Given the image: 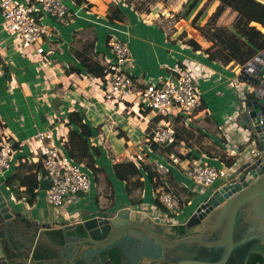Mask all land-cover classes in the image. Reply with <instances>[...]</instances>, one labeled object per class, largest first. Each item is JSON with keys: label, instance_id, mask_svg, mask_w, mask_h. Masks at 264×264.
<instances>
[{"label": "crops", "instance_id": "1", "mask_svg": "<svg viewBox=\"0 0 264 264\" xmlns=\"http://www.w3.org/2000/svg\"><path fill=\"white\" fill-rule=\"evenodd\" d=\"M15 1L26 4L32 0ZM74 1L84 10L80 11L81 17L75 18L69 27L57 26L50 18L42 16L49 28L54 29L51 34L53 43L44 57L37 54L34 48L21 49L19 42L5 30L0 14V139L2 136L10 139L16 153V167L6 177L0 178V187L5 189L7 186L8 190L5 191L10 195L14 206L12 212L19 225L14 233L13 229L9 232L14 237V244L22 251L21 255L30 264H53L57 259L58 264L64 263V255L60 257L46 238L39 243V248L47 254V260L39 262L32 259L38 245L31 251L34 242L31 239L34 233L33 227L29 225L31 221L42 224V230L52 241L59 235L62 245L63 229L79 222L86 211H106L113 204L116 208L148 210L150 217L157 223L180 230L201 202L187 216L185 212L184 219L179 222L165 220L161 209L154 203L158 184L164 183L185 205L190 206L193 203L191 199L197 198V195L192 194L190 181L185 175L191 158L199 157L208 164L220 167L226 165L223 158H230L228 154L233 150L239 148L243 153L240 157L242 159L252 147L249 131L238 125L240 103L237 90L244 86L248 90L250 85L239 79L243 65L223 63L212 58L211 51H206L212 45L202 36L191 38L200 46L199 49L184 40L175 41L155 18L157 10L146 14L123 0H112L106 5V12L100 13L93 9L96 0ZM172 1L176 5L181 0ZM215 1L217 3L212 1L207 5L199 22L211 20L222 12L223 4ZM168 2H165L164 8L176 12ZM197 5L198 2L182 0L178 10H187L190 17L197 11ZM112 34L129 45L131 58L128 66L139 86L158 83L170 74L189 70L204 93L203 106L192 118L194 126L183 125L177 120L175 144L167 149L159 148L143 162L153 167L157 154L162 157L170 151L179 154L180 165L172 167L154 185L145 174L134 177L128 184L118 181L114 166L131 161L137 163L136 155L143 150L150 128L164 122V118L152 112H144L141 106L130 102L111 107L101 101L95 84L96 77L100 75H94L83 68L78 57L84 55L102 67L110 60L106 40ZM79 73L86 76H74ZM24 108L29 111L27 113L33 119L32 126L38 131L52 128L56 139H66L64 148L77 156L85 151L83 165L92 172L95 180L91 184L90 193L71 196L63 207L52 209L45 204V190H40L39 186L36 198L30 200L22 179L35 173L40 185L42 182L48 185V180L42 175L43 167L36 172V165L42 166L40 158L32 152L33 139L37 133L33 135L30 128L25 130ZM78 110L83 112L84 121L91 129L87 138L67 125L69 115ZM179 131L182 134L178 135ZM119 132L123 135L120 136ZM91 155L95 169L87 167ZM6 180L10 181L8 185ZM225 180L217 181V186ZM148 181L150 186L147 185ZM216 183L207 188V193L199 195L202 196L199 201L213 190ZM155 208L161 212H155ZM75 232L71 229L68 235L74 236ZM5 240L9 238L6 236ZM72 244H77L76 240H72ZM1 248L4 249L3 246Z\"/></svg>", "mask_w": 264, "mask_h": 264}, {"label": "water", "instance_id": "2", "mask_svg": "<svg viewBox=\"0 0 264 264\" xmlns=\"http://www.w3.org/2000/svg\"><path fill=\"white\" fill-rule=\"evenodd\" d=\"M239 79L252 90L239 105L238 125L255 144L187 218L184 234L157 223L148 210L113 204L106 211H86L79 222L63 229V245L59 235L52 241L42 224L31 221V251L46 238L64 255L61 264H248L253 254L264 259V50L245 64ZM254 148L261 153L254 155ZM46 184L40 190L50 187ZM9 196L0 187V264H30L9 232L19 227ZM71 229L74 236L68 235Z\"/></svg>", "mask_w": 264, "mask_h": 264}, {"label": "built area", "instance_id": "3", "mask_svg": "<svg viewBox=\"0 0 264 264\" xmlns=\"http://www.w3.org/2000/svg\"><path fill=\"white\" fill-rule=\"evenodd\" d=\"M82 9L84 10V7H78L74 0H32L26 4L15 0H0V14L5 30L19 42L21 49L34 48L35 52L43 57L53 43L51 34L54 29L49 28L42 16L50 18L51 22L57 26L69 27L74 23L75 18L81 17ZM106 46L111 55L110 60L102 66L101 75L95 79L99 99L111 107L125 102L137 104L144 112H152L164 118V122L154 124L150 128L143 143V150L136 155L137 161L145 162L154 154L151 147L153 144L162 149L175 144L176 121L179 120L183 125L190 124L194 114L203 106L204 93L189 70L170 74L158 83H145L139 86L133 71L128 66L131 58L129 45L117 35L112 34L108 36ZM81 74H74V76L80 77ZM85 76L86 74H82V77ZM247 88L252 90L250 85ZM248 90L245 86L238 88L240 104L246 100ZM250 139V145L253 146L255 140ZM33 143L32 152L40 158L44 171L42 175L50 182V187L44 192V201L49 208L59 209L69 201L71 196L90 193L91 181L85 171L86 167L66 152L64 148L66 139H56L53 129L48 128L38 131ZM253 151L254 155L261 153L259 150ZM228 155L235 158L236 161L232 166L236 168L238 160H241L240 157L243 155L242 151L238 148ZM29 161L28 158L27 163ZM180 163L179 154L170 151L165 153L164 157L157 154L153 169L163 177L171 171L172 167ZM226 166L211 165L202 158L193 157L187 163L185 175L190 184L210 188L217 181L229 177L225 172ZM15 167L14 145L10 139L2 136L0 178L6 177ZM155 199L164 209L161 211L165 220L179 222L178 220L184 219L188 204L185 205L183 200L162 182L156 187Z\"/></svg>", "mask_w": 264, "mask_h": 264}, {"label": "rangeland", "instance_id": "4", "mask_svg": "<svg viewBox=\"0 0 264 264\" xmlns=\"http://www.w3.org/2000/svg\"><path fill=\"white\" fill-rule=\"evenodd\" d=\"M111 1L112 0H96L93 3L94 11L100 12V13L106 12V8H107L106 5L110 3ZM123 1L127 3L129 6H131L132 8L137 9L139 12H144L146 14H149L150 12H152V10H157L158 14L155 18L159 21L161 26H163L166 29L168 36L173 37L175 41L184 40L187 42V44H192L193 39L191 38L202 36V38L209 41L212 45L206 48L207 49L206 51L209 53L211 51L210 54L212 58H214L215 60L221 61L223 63H225L224 55L228 54L231 50L229 47L226 46L225 42H222L223 40L230 41L237 48H240L241 50H244V52L248 53L247 48L249 49V47H247L244 44V41L242 40L243 38L240 37L236 29L237 26H244L246 27V30H248L247 26L249 25V26H255L258 29L263 30L258 24L256 23L249 24L245 18L239 16V14H237L230 8H227L226 6L221 5V4L220 5L222 7L224 6L223 10L215 18L211 20L205 19L203 22L201 21L199 22L198 20L204 14V11L207 5H209V3L212 1L213 3H217L215 0H192V2H198V5L195 9L197 11H194L195 14L190 17L188 15L187 10L185 11L178 10L180 8L182 0L176 5L174 4L172 0H169L168 5L172 6L176 12L167 11L164 8L163 5L165 4L167 0H123ZM117 18L119 19L121 18L119 14L117 15ZM212 49H214V51H212ZM237 61L238 60L236 61L231 60L233 64L240 65L239 64L240 62H237ZM23 110H24L23 113L25 114L24 120L26 124V127L24 128L25 130L30 128L32 131V134L34 135L38 132V129L32 126L33 119L31 118V116L28 115L27 112L29 111L25 108ZM39 123L42 124L40 119H39ZM49 123H50V120H49ZM190 126H194V119L190 123ZM180 134L182 133L179 131L178 135ZM231 139L233 138L231 137ZM251 150H252V147H250V152ZM84 152L85 151H83V153ZM82 160H83V157H82ZM234 169L235 167L233 166L231 167L226 166L225 168L226 175L230 176L233 173ZM85 171L90 176L91 184H94L95 180H94V176L92 172L87 170V168L85 169ZM221 183L222 182L218 183V185ZM147 185L150 186L149 181ZM216 186H217V183H216ZM191 190H192V194L197 195V198L194 197L195 199L194 198L191 199V202L193 203L190 206H187L188 208L186 209V212H187L186 216L190 214V212L195 208V206L198 203L201 202L199 201V199H201L202 196H199V195H204L208 191L206 187L198 185V184H191ZM154 211L157 213L161 212L157 208H155Z\"/></svg>", "mask_w": 264, "mask_h": 264}, {"label": "trees", "instance_id": "5", "mask_svg": "<svg viewBox=\"0 0 264 264\" xmlns=\"http://www.w3.org/2000/svg\"><path fill=\"white\" fill-rule=\"evenodd\" d=\"M221 2L224 6L227 8H230L239 16L246 19V21L250 23H256L258 24L263 30L258 29L255 26H237L236 29L240 35L242 40L244 41V44L249 47L247 48L248 53L244 52V50H241L240 48H237L234 44H232L228 40H223L222 42L226 43V46L229 47L231 50L228 54L224 55V62L225 63H232L231 60L240 62L239 64L245 65L247 62L252 60L255 56V54L258 51L264 50V4L258 2L257 0H217ZM118 15V13H117ZM227 41V42H226ZM230 42V43H229ZM263 44H262V43ZM193 48L199 49L200 46L196 44L194 41H192ZM236 54V56H235ZM81 61V65L83 68H86L90 73L101 75L102 73V67L99 66L96 63H92V61L84 56V55H78ZM232 57V58H231ZM67 125H70L73 127L76 132H79L84 138H87L90 136L91 129L88 126L87 123L84 121V114L81 110L72 112L67 120ZM177 132V128H176ZM72 134V133H71ZM119 135H123L122 132H119ZM66 147V146H65ZM153 151L157 152L159 150V146L153 144L152 146ZM66 152L74 158L79 163H82V157L84 154L75 155L72 151L65 148ZM163 152V151H162ZM90 163L87 165L89 169H95L94 168V158L91 155L90 156ZM223 161L227 165V167H231L235 163V158L230 157L228 159H224ZM42 166L40 164L36 165V172L40 171ZM115 171V178L118 181L125 182L126 184L130 183V180L133 179L136 176H141L142 174H145L153 185L162 177L156 173V171L148 164H145L143 162L137 161H131L124 164H115L114 166ZM10 182V181H9ZM8 180H6L7 185L9 184ZM22 183L27 187V192L30 195V200H34L36 198V191L39 189L40 181L37 178V174H28L22 179ZM130 186V184H129ZM154 203L156 206H158L161 210H164L157 200L154 198ZM180 230H183V227L180 228ZM49 255V254H48ZM32 259L35 261H44L47 260V254L45 252H42L39 247L35 249L33 252ZM256 262L264 263V259L262 256L258 254L251 255L248 264H255Z\"/></svg>", "mask_w": 264, "mask_h": 264}, {"label": "flooded vegetation", "instance_id": "6", "mask_svg": "<svg viewBox=\"0 0 264 264\" xmlns=\"http://www.w3.org/2000/svg\"><path fill=\"white\" fill-rule=\"evenodd\" d=\"M177 234H184L185 233V230L183 229V231H180V230H176ZM251 257V256H250ZM250 259V258H249ZM249 262V261H248ZM260 262H256L255 264H258ZM260 264H264V263H260Z\"/></svg>", "mask_w": 264, "mask_h": 264}]
</instances>
